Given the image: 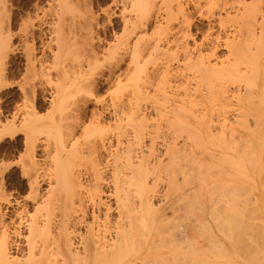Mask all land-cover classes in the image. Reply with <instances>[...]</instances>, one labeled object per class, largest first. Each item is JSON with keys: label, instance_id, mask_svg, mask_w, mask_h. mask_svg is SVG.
<instances>
[{"label": "bare ground", "instance_id": "1", "mask_svg": "<svg viewBox=\"0 0 264 264\" xmlns=\"http://www.w3.org/2000/svg\"><path fill=\"white\" fill-rule=\"evenodd\" d=\"M60 1L63 3L62 5H63L64 10L63 11L59 10V11H61V13L58 12L59 16H57V20L54 21L56 23L53 24L55 26L52 27V31H51L52 35H50L51 36L50 41L43 44L42 48L39 47L40 49H42L40 55L39 56L35 55V53H34L35 49L32 47L33 44L31 46H28V45L25 46L24 45L25 50L23 52V58L22 59H24V61H25V69H24L25 75L23 74L25 76V78H23V77L22 78L27 80V82L26 81L25 82L29 86L27 87L24 84H23L24 86L23 85L19 86V89H20L19 91H21L23 99H22V102L20 105H18V106L16 105V109H14L15 112L13 110V114L11 113L13 115V116L11 115V120L8 121V119H4V120L0 119V138L5 136V135H8V133L11 134V133L18 132L17 131L18 129L16 130V127H18L19 130L21 131L20 133L23 134V140H22V142H23L22 144L24 146L23 151H25L26 153L24 152V154H23L24 155L23 159L25 157V161L23 163L21 162V164H22V168L20 167L22 169L21 174H22V177H24L26 179L25 183H26V187H27L28 193H29L28 197L31 198L32 200L37 198V202H35L36 205L34 204L35 206H33L32 212L27 211L26 207L24 210L23 207L26 203H23L24 205H21V206H23V207H21L20 205H18L17 202H14V203H17L16 204L17 206H20V210L17 212V215H16V217H18V221H15L13 223L12 229L10 228V230L8 229L7 224H5V221H4L5 214L3 215L2 209L0 206V264H204L203 263V256H204L203 253L204 252L202 250V248H204V247L201 246V242L199 241V238H201V237L198 238V236L203 235L202 233H204V231L198 232L195 224L199 225V231H200V224L199 223L202 221L204 214L209 213V211H206V209L209 207L207 203H209L210 201L213 203V201H215L214 195H216L215 194L216 191L219 192V190H214V188H213L215 185L217 186V184L218 185L222 184L220 186L221 191H222V189H224V186L227 187V188H225V191L228 190V188L231 189L230 191L233 190L234 196L232 197V201H229V202H232L231 205H229V207L227 205L226 206L224 205L225 203L230 204L228 202V198H227V200L224 199L227 196L225 192H222V193H225V197L221 196L223 198L222 199V202H223L222 207L223 208L219 209L218 208L219 206L215 207V205H214L215 202H214V204L211 203L214 207L212 205H210V208L212 206V209L209 213V216L212 217V219L215 221V227H216L215 229H217V230H215V232L218 231V232H216V233H218V236L213 237V238H217L215 240V241H217L216 245L214 242L215 248H217V250L210 248L212 250L217 251L215 253L216 258L214 257L216 259V264H264V88H262L263 91L262 90L259 91V89H261V88H258L257 87L258 85L256 86L257 90L262 95L261 97H257L259 95L258 94L259 92L256 89H253L254 91L256 90V93L258 92L256 94L257 96L255 94H253V95L255 96V98L257 97L258 101H259L257 103V106H254L252 104L251 100L248 98V96H246V97L242 96V94H241L242 92L239 94V92H240L239 88L241 86L237 88V86L234 85L239 91V92H236V91H234L235 89L233 90L234 86L231 85L234 82L236 83V81L237 82L240 81V83H241V81H243V79L246 78V79H244L245 85L244 84L243 85H244V89L246 87V92H247L248 91L247 89L250 88V86L255 83V81H250L248 78H252V77L255 78V76L257 75V73H258L257 68L258 67L255 64V61L257 60V58L259 56L261 57L262 55H259L258 57L253 58L252 53H249V51L245 52L246 50L241 49V51L243 52V54H242V52H240V49L238 48V45H236L235 43L234 44L232 43L231 44L232 48H234L233 46L235 45V48L237 47V49H238L237 54H242V55H236L234 53L236 55V58L240 59L243 56L244 59L242 58V60L244 62H246L245 65H247V63L253 64L251 66L250 74H248L249 71H247L248 73L246 72L247 68L245 65H244V67L246 69L243 68V70L249 75V77L247 74H244L243 70H241L242 66H240V68H241L240 70L242 73L239 70L238 66L240 65L242 60L241 61L239 60V64L236 63L238 66L234 65L233 67H231L232 65L229 62H228V64L226 63L227 66L224 65L225 63H223L224 66L221 63H219V65L221 64L222 66L220 65L221 67H216V68H214L215 66L211 67V68H213V72H215V73H210V74L215 75V78L217 76L218 79H220V81L218 79L214 80V76H212L213 80L215 82L219 81L218 83L217 82L216 83L218 85L220 83V86L219 87L217 86L220 89L217 88L218 89L217 90L214 88L215 84H213V82H212L213 80L211 81L212 84L209 82L210 78H208V76H210V74L209 73L207 74V71H205L206 74H204V73H203L204 75L202 74L203 75L202 77H205V75H207L206 76L207 78L206 77H205V79L201 78V81L204 80L202 83L207 82V84L210 83L212 85L211 86L209 84V86H211L209 88L207 86H205V87H207L208 89L217 90L213 93L216 97L214 95H212V93H211L210 96H213V97H211L209 99V97H210L209 95L207 98V96H206L207 94L206 95L203 94L206 96V97L204 96L205 100L202 97L204 100V102H202L203 104L197 102V101L201 100V97L199 100H197V98H195L197 101H194L195 100L194 99L193 100L194 102H190L192 104L193 103L198 104L197 106L195 104H193V106H192V104L189 103L191 98L187 99V100L182 98L184 100V102L187 104L184 103L183 105H181L182 108H181V106H179L181 109L177 110L176 112H173L174 111L173 107H175L176 105L172 107V105H173L172 104L171 105L172 112H173L171 114L173 116L172 118H169L168 116H166L165 117L166 119H165L162 116V118H164L165 120H168V121H166L167 124H165V126L170 125L171 123L175 122L177 125V128H181V127L186 128L187 132H189L190 135H192L194 138V141H193V138L191 139V145H193L195 143V146H197V147L194 146V148L192 147V150L195 148H196L195 150H197V148L200 149L197 151H201V155L199 156L200 159L199 158L195 159L197 157V155H196L197 151L195 153H193L194 150L192 152V150L190 148L188 149V147H186L187 149L185 147H184L185 149H183V147L181 149V147H178L174 143L167 146V148L164 150V153H166L164 155L167 156V154L170 152V158L168 157L169 162L167 161L168 164H166V165H168V167H163V169L165 171L170 170L168 172L170 174L169 180H166V181H169V182H167V183H169L167 186H168V189L170 191L167 193L162 191V192H164V194L160 198V197H158L160 195L156 194L157 192L155 193V191H156L155 188L157 186L155 184L158 183L157 182L158 180H153V179H152V181L150 179L147 180L148 178H150V177H148V178H139V179H136V181H135V178H134V177H136V175L138 176V172H140V171L145 170L147 172V171L151 170L150 169L151 167L149 166V164H151V163L153 164V162H155L154 165H160V166L163 165V163L161 162L162 159L160 161L158 160L159 162L158 161L156 162V159H158V158L154 157L155 154H152L154 151L150 147H149L150 149H148V147H147V150H145V152H148L147 154L145 152H142L145 154H140L139 156H136L137 153L134 155L132 154V153L136 152V151L132 152L134 150L133 149L134 144H136L137 148H138L140 141L143 138L145 139L146 135H147L146 138H148V136L150 135V134L149 135L147 134V133H150L148 131L149 129H147L150 126L148 124V118H147V117H149V116H147L148 112L146 113L145 112L146 110L141 111L139 109L140 106L137 104V102H139V101H136V100H139V94L141 92L140 89L143 86H148V85L151 87H152V85L154 86V87H152V94H151V96H153L152 98L157 99V95L161 93L160 94L161 96L158 95V97L160 99H162V104H163V98L165 99L166 96L167 97L169 96V94H167L166 96L162 97V95L164 93L166 94V91L169 90L168 87H169V82L171 80L169 74L171 72H173L172 71L173 69L171 70L170 73H169V71H167L168 69L167 70L165 69L167 72H164L165 70L163 68L166 67V62H163L162 64L165 66L162 69L164 71L160 72L158 78H155L154 76H156V75H153V73H150V71L147 70V64L153 63L151 65L154 66V64H156L157 61H160V59H162V58H157L158 52L162 53L160 55V57L163 55L165 58L166 55L164 53H170V52H168V49L170 47H172L171 45L174 46V44H175V46L176 45L179 46V44H177V43H180V41H183V40H181L182 38L177 39V38H179V36H177V34L179 32L181 33L183 31L182 29L185 28V27L181 28V31L178 32V30H180V27L182 25L184 26V24H185V22H184L185 18L183 15L185 13V8L187 9V6L185 7L184 4L187 5V3L189 4L190 2L191 3L196 2L199 6L198 2L200 0L199 1L198 0H192V1L186 0L187 2L183 0L186 3H184L182 0H130L129 3H127L128 1L126 2L128 4L127 8L129 11L128 12L129 15H127V17L125 16L126 20L123 19V20H125V24L123 25L124 26L123 33L116 37L114 44H113V42H111L113 45H110L108 48L106 47L107 50H106V53H104V55H106V56L104 59L103 58L102 59L108 61L109 65L111 66L112 63L113 64L115 63L114 59L120 57V56H118V53H120V52L125 53L123 55H128V53H129V54H131L130 55L131 61L128 64H132V65H128L126 63L128 66L126 69H123L125 71H123L121 74L118 73L115 76L114 83L116 86L114 87L115 90H113V93H114L113 98L114 99H111V100L115 101V99H117V102L113 101L114 104L112 105V108H111V110H112L111 115H112V120H113L112 124L110 123L108 125V123L105 122L106 120H104V114H103V112L105 110L103 112L101 110L98 112V111H96V109L94 111H92V110L90 111V114L93 117V119L92 120L90 119L91 121L88 120V121H90V123L85 125L86 128L84 127L83 131L81 130L82 132H85V134H83V135H85L84 138L86 137L85 140L87 139V142L84 141V143L87 144L85 148H83V146H82L83 141L81 143L82 147L78 148L77 144L75 143L78 141L74 140V142H73V140H72V133L74 131V128L79 126V124H81V119H80V121H78V118H75V115L77 114L76 112H78L79 108H78V106H74V104H76L74 102L75 101L74 99H77V97H79V96H80V98L85 97V95L89 94L90 89L94 88L95 87L94 85H97L96 83L99 81L98 79H100V77H96V76L98 73L100 76L102 75V74H100V69L103 67V65H102V67H99L100 65L97 66L98 62H96V60H97V58H99L98 57L99 55L97 56L95 51H93L95 49L91 48V46H94L93 43L91 45V41L93 42V40L91 39L92 37L91 38L89 37V39H91L89 41L87 39V37L85 36V34H86V32H85V34H83V35L85 36L86 41L84 38H82L81 40L79 39V41H78V38H80L82 36V34L80 35V37L77 38L76 34H77L78 30L76 31V34L72 30L75 28V27L73 28V26H74L73 23L75 21L74 15H72L73 13L71 14V12L74 11V10H72V8H73L72 5L74 4V3H72V0L70 1L72 5L70 3L68 4L66 2V0H64V1L60 0ZM216 1L217 0H207V4L204 3L203 7L205 5H207L206 8L204 7L205 10H208L207 17H209V16L213 17L214 11L216 10L214 8H216V6H217V5H215ZM226 1H230V0H226ZM231 2H233V1L231 0L229 3H231ZM242 2H241V4H242ZM52 3H53V1H52ZM57 3H58V1L56 0V4ZM216 3L218 4V2H216ZM229 3L227 2V4H229ZM233 3L239 4L240 1H239V3H236L235 1ZM202 4L203 3H200L201 7H202ZM231 4H229V5L233 6ZM243 4H244V2H243ZM193 5L196 6V4H193ZM58 6L59 5H57V7ZM198 6H196V7H198ZM155 7H157L156 10H155ZM235 7L238 8L237 5H235ZM198 8H199V13H202V12H200V6ZM253 8H255V7H253ZM54 9H53V11H54ZM245 9H247V7H245L244 10ZM51 10L52 9L50 8V11ZM159 10H161V13L163 11L165 13V16H166L165 18H163L162 21H165L166 19L170 18L169 19L170 21L167 22V20H166L164 22L165 24L167 23L169 25H172L173 23L171 22V20L174 19V21H176L175 20V18H177L176 14L179 13L180 16L183 17V18L181 17L183 20H180L179 18H177V19H179V21H182V23H181L182 25L178 24V26H177V24H175L174 27H171L168 25V27H167L168 31L166 29L167 33H165L164 36L161 34H160L161 36H159L160 32L161 33H163V31L166 32L165 31L166 27L163 26L164 29L162 28L163 31H161V26H160V25H162L160 22L161 20H159V18L157 20L154 18L155 23L153 25L155 26V29H154V27H152V28L155 31H152V32L156 33V35L157 34L158 35L154 37L153 36L154 34L151 33L152 35L146 36V34L148 33L147 28H148L149 24L151 23V21L153 20L152 18L156 17V15L154 16V14L156 13L159 15V12H158ZM196 10H197V8H196ZM221 10H222V8H221ZM209 11H210V13H209ZM225 11H227V13L225 12L226 15L229 16L230 12H232L234 10L232 9V11H230L229 13H228V10H225ZM245 11H244V14L241 13L242 11L240 13L245 15ZM252 12H253V10L251 9V14H252ZM56 13H57V11H56ZM56 13H55V15H57ZM88 13L90 14V12H88ZM120 13L123 14V12H121V11H120ZM240 13H239V15H241ZM236 14H238V13H236ZM34 15H35V13H34ZM199 15L202 16V14H199ZM249 15H248V13L245 15L246 19H247V17H249ZM159 16L161 17V15H159ZM250 16H252V15H250ZM254 16H252V17L254 18ZM82 17L84 18V16H82ZM92 17H93V15H92ZM220 17H221V15H220ZM79 18L81 19V17H79ZM42 19H43V17H42ZM88 19L90 20V18H88ZM260 19L263 20L264 15H263V19L262 18H260ZM223 20L224 19H222V21ZM254 20H256V19H254ZM254 20H252V21H254ZM86 21L89 22L88 20H86ZM179 21L177 20L176 22H179ZM209 21H210V19H209ZM245 21H244L245 24L243 23L244 27L246 26L245 29L249 27L246 30H248L249 32H253L254 30L252 29L253 27L251 26V24L249 25V23L247 22L248 20H245ZM83 22H85V20ZM90 22H92V21L90 20ZM169 22L172 24H170ZM254 22H256V21H254ZM186 23H187L185 25L187 27L186 30H189V27L190 26L192 27L191 21H186ZM47 24H49V23H47ZM78 24H79V22H78ZM81 24H82V22H81ZM239 24H242V23H239ZM83 25H84V23L82 24V26ZM91 25H92V23H91ZM150 25H152V23ZM31 27H32V24H31ZM90 27H92V26H90ZM170 27L172 28L171 30H170ZM230 27H231V25H230ZM33 28H34V25H33ZM84 28L86 29V27H84ZM22 29H23V27H22ZM30 30H31V28H30ZM172 30H173V32H178V33H175V35H173V33L171 32ZM18 31H19V29H18ZM81 31H79V32H81ZM158 31H159V33H158ZM248 31H246L247 34L249 33ZM0 32L2 33V31H0ZM145 32H146V34H145ZM184 32H185V30H184ZM184 32H182L184 37L181 35L182 33L178 34V35H181L183 37V39L185 40V35L187 33L185 32V34H184ZM30 33L31 32H29V34ZM87 33H88V31H87ZM88 34L90 36L91 32H89ZM88 34H86V35L88 36ZM131 34L135 35L134 40L130 39ZM188 34H189V32H188ZM257 34L259 35L260 33H257ZM206 35L207 36H204V39H206L209 34H206ZM4 36H5V34H4ZM84 36H82V37H84ZM96 36H98V35H96ZM189 36H190V34L187 35L188 38L191 37V36L190 37ZM249 36L253 37L254 32L251 33ZM1 37H2V39H0V58H3V56L5 58L6 57L5 55H7L8 50L10 51V49H12L15 45H13V47L11 48L9 41L6 40L5 38H3V36H1ZM210 37L211 36H209V38ZM234 37H236V36H234ZM9 38H10V36H9ZM209 38H207V39H209ZM3 39H5V40H3ZM192 39H193V37H192ZM204 39L202 38V40H204ZM225 39L232 40V39H228V38H225ZM252 39H254L253 42L255 41L259 46L264 45V29H263L261 38L258 37V40H255L257 38H252ZM178 40H180V41H178ZM202 40H201V42L203 43ZM210 40H208V41L210 42ZM80 41L82 44L80 43ZM185 41L187 42V39ZM188 41H190V40H188ZM195 41H194V43H195ZM208 41H204L205 44ZM234 41H236V40H234ZM243 41H242V43L244 46L245 42H243ZM201 42L199 41V43H200L199 45L203 47V45H201ZM213 42H215V41H213ZM224 42H225V40H224ZM27 44L30 45V43H27ZM184 44H186V46L189 47L188 45H191L192 43L190 42L188 45H187V43H184ZM210 44L211 43H209V45ZM181 45H182V47L185 46L183 44H180V46ZM214 45H215V43H214ZM87 46H88V49L90 48L91 52L87 50ZM96 46H94V47H96ZM162 46H165L168 49L166 50V48H163L164 49L163 50ZM208 46H206V47H208ZM210 46H212V45H210ZM217 46H219V45H217ZM226 46H227V44H226ZM254 46H256L255 43H254ZM182 47L177 48V49H181V50L184 48L182 50L183 58L181 60L179 58V60H180V62H183L184 67L186 66L185 68L188 69V73L190 71H192L194 73L198 69L199 70L197 73H200L199 71H201V73H202V70L204 71V69H207V68L209 69V71L211 70L210 69L211 64L210 65L208 64L209 61L207 60V63H205L206 61H204V59L206 58L205 56H207L204 52L205 50L207 51V49H205V47H203L205 50L203 49L204 51H202V52H204V55H205L204 57L202 56L203 54L200 55V53H201L200 49H199L200 51L198 52L197 51L198 49H196L195 51H191L190 47H189L190 50L186 47H183V48ZM191 47H193V46H191ZM176 48H174V49H176ZM214 48H217V47H214ZM214 48L212 47L211 49H213V51L217 50V49L214 50ZM96 49H98V48H96ZM162 50L164 52H162ZM46 51H48L49 56L47 55ZM176 52L178 53V51H176ZM176 52L174 51L171 53H176ZM179 52H180V50H179ZM193 52L195 54L197 52V53H199V55L197 54L196 57L195 56L193 57L192 56ZM235 52H236V50H235ZM208 53H210V52H208ZM245 53H247V55H248V53L251 54L250 56H252L251 57L252 59L246 57ZM174 55H176V54H174ZM174 55L172 57L168 58L169 57V54H168L167 55L168 57H166L165 61H169L171 64L173 61L172 58L174 57ZM178 55H179V53H178ZM100 56L102 57L103 55L101 54ZM208 56H209V54H208ZM238 56H241V57H238ZM121 57H122V55H121ZM179 57H181V56H179ZM227 57H226V59H228ZM175 58H176V62L178 63L179 60L177 58V55L175 56ZM236 58L235 57L233 58V59H235V62H236ZM221 59L222 58H220L219 61H221ZM103 60H101V61L103 62ZM223 60H224V58H223ZM247 60L249 62H247ZM161 61H160V63H161ZM108 63H107V66H108ZM117 63H119V62H117ZM177 63L175 65H177ZM170 64H169V67L172 68L170 66ZM180 64L183 67V64L182 63H180ZM229 64L231 66H228ZM242 64H243V62H242ZM160 65L161 64H159V66ZM163 65H161V66H163ZM157 66H156V68H157ZM177 66H179V65H177ZM225 66H226V68H224ZM96 67H97V69H98V67L100 68L99 70L96 69L97 74H95L93 72ZM167 67H168V64H167ZM263 67H260V68H263ZM112 68H113V65L110 67V70L108 69L111 72H109V74L107 76H105L106 78L102 79L103 82H108V80H110L109 76L111 75V73H113L112 71H114ZM114 68H115V66H114ZM153 69H154V67H153ZM187 69H185V70H187ZM1 70H2V67L0 68V72H2ZM159 70H158V72H159ZM247 70H249V69H247ZM262 70H264V68L261 69L259 73H261ZM182 71H184V70H182ZM192 72H190L191 74L189 73L190 77L193 74ZM262 72H264V71H262ZM101 73H103V72H101ZM197 73H194L195 74L194 77L192 76L193 79L192 78L189 79L188 84H190L192 80L194 81ZM201 73H200V75H201ZM122 75L126 76L125 77L126 80H124L125 86H123V84H122L123 83ZM175 75H176V72H175ZM258 75H257V78L260 77V76L258 77ZM184 76L187 77V74H185ZM184 76H183V78H184ZM244 76H246V77H244ZM174 77H176V76H173L171 78H174ZM200 77H196L198 82H199ZM261 77H262L261 79L264 78V76H261ZM2 78L3 77L0 78V81ZM187 78H184V79H187ZM224 78H225V82H227L226 80L228 79L227 84H223ZM176 79H177V77H176ZM222 79H223V81H222ZM261 79H260V82H262ZM205 80H208V81H205ZM173 81L176 82L175 80H173ZM178 81L180 82V80H178ZM195 81H196V79H195ZM263 81H264V79H263ZM198 82H195L194 84L197 83V84L201 85V82H199V83ZM258 82H259V80H258ZM176 83H174V84L176 85ZM228 83H230L229 85H231L233 87L231 89L234 92V96L232 95V93H233L232 91H231L232 93L229 92V93H231V95L229 94L230 95L229 97L226 93V90L230 89L228 87H227L228 89H226L225 85H228ZM146 84H148V85H146ZM179 84L176 85V86H178L177 89L179 90L181 88V86H183L182 87L183 89H180V90H182L181 92H183V90H184V92L182 93L183 94L182 97L184 96V98H186V97L189 98L188 95L190 96V94L185 92V89H187V86H186V88H184L185 83L183 85H182V83L180 85ZM188 84H186V85H188ZM197 84H196V86H197ZM239 84H237V85H239ZM172 85H173V83H172ZM191 85L193 86V84H191ZM204 85H203V88H205ZM243 85H242V87H243ZM196 86H195V88H196ZM262 86H263V83H262ZM166 87L168 89L167 90L165 89L166 91L162 94V92H160V91H164V88H166ZM215 87H216V85H215ZM259 87H261V85H259ZM153 88L157 89V91L158 90H160V91L156 92V90H154ZM38 89H40L41 93H40V91L38 92ZM125 89L127 90L126 93L123 92V90H125ZM172 89H176V87L175 88L172 87ZM194 89L192 92H194ZM147 90H149V88ZM195 90H197L199 92V90L197 88ZM242 90H243V88H242ZM91 91H93V90H91ZM153 91H155V92H153ZM200 92H202V90H200ZM205 92H207V91H205ZM210 92L211 91L208 90V94ZM244 92H245V90H244ZM251 92L248 95H251ZM153 93H158V94L157 95L154 94V95H156L154 97ZM178 93H179V91H178ZM142 94H143V91H142ZM179 94H181V93H179ZM115 95L117 98L115 97ZM143 96H144V94H143ZM231 96H233L234 98L235 97L237 98V100L235 101V104H233L232 100H231L232 103L230 104V100L228 98L233 99V100L236 99V98L235 99L232 98ZM177 97H179V95H177ZM180 97H179V99H181ZM133 98H137V99L133 100ZM45 100L48 103L49 107L51 108L52 114H54L53 113L54 111H57V112H59V115H57L58 114L57 112H56L57 114H54L49 118L43 117L42 115H38V114H40V112H39L40 101H45ZM78 101H76V102H78ZM149 101H151V100H149ZM238 101L239 102L244 101L245 104H243V102H242V104H240ZM253 101H255V100H253ZM166 102H168V101H166ZM236 102H237V104H236ZM87 103L88 102H84L82 104V109H83L82 112L87 109ZM97 103H98V101H97ZM159 103H161V102H159ZM188 104H190V105H188ZM201 104L204 107L203 108L199 107V109L200 108L201 109L200 110L198 109V110L201 113H198L197 108ZM232 104L237 106L236 107L237 110H234V112H236V113L233 112V115L235 117H238V118L236 119L234 117L236 120L234 118L233 119L236 122H233L234 124L232 123L233 125H231V126L229 125L230 127L228 126V129L226 127V129L228 131L230 130V133H226V135H225L224 132H220V131L223 130L226 126L225 119L227 118V111L229 109L231 110V108H229V107H233ZM254 104H256V102H254ZM151 105H153V104H151ZM191 106L193 108H194V106L197 107V108L195 107L196 108L195 112L198 113L197 115L195 114V112L191 111L193 109ZM109 107H111V106H109ZM168 107H169V109H171L170 105ZM65 111H67V112H65ZM45 112L48 113L50 111H45ZM62 112H63V114L68 113L67 115L71 116V118H73V120L68 123L67 122L68 118L66 119V117H67L66 114H64V116H63V114H61ZM167 112H168V109H167ZM230 112H232V111H230ZM192 114L194 116H192ZM229 114H231V113H229ZM55 115H57L58 117L57 116L55 117ZM78 115H76V116H78ZM159 115L161 116V114H159ZM164 115H166V114L164 113ZM16 117H18V119H19L17 124L15 123V121L17 120ZM74 118H75V120H74ZM167 118H169V119H167ZM63 119H66L65 121L67 122V124H66V122L64 124V121L61 122ZM123 120L127 121V123L130 124L132 134L131 133L128 134L127 130L125 132V129L121 128L120 122ZM166 122L164 121V123H166ZM174 124H173V126H174ZM215 124H218L219 129H220V130H217V129L216 130L219 131L220 134L221 133L222 134L219 137V140L213 141V140H211V138L209 140V136H210L212 128L215 126ZM173 126L170 125V128H172ZM65 128H67V129H65ZM109 128L111 129V131L114 128V132H116L115 133L116 136L115 137H114V135H111V136H113V138H115V142H116L115 145L118 143L116 145L117 146L116 148H119V149H117V151L114 148L115 152L113 151L114 152L113 154L110 151V146H112V144H111L112 138L107 133V132L112 133L111 131H109ZM183 128H181V130ZM216 128H218V127L216 126ZM151 129H150V131H151ZM152 131H151V134L152 133L154 134V132H152ZM156 131H158V130L156 129ZM214 131H215V128H214ZM174 133H176V132H174ZM204 133H205V137H204ZM153 134H152V136H153ZM184 134L185 133H183V136H184ZM227 134L228 135L230 134V136H227ZM121 136H122V138H120ZM184 137H186L185 139L189 138V137L187 138L186 135ZM184 137H183V139H184ZM226 137H227V139H225ZM229 137H231V139L234 140V141L230 140V141H232V142H230V143H232L231 146H230V143L228 141V139H230ZM173 138L175 139V137H173ZM226 140L228 141L227 142L228 144H226ZM175 141H177V140H175ZM145 143H147V142L145 141ZM196 143H197V145H196ZM78 144H80V143L78 142ZM149 144L152 145L150 142L147 145L146 144H144V145L150 146ZM182 145H184V144L182 143ZM189 145H190V142H189ZM229 146L231 147V149ZM135 148H136V146H135ZM177 148H180V150ZM210 149L211 150L212 149H218L219 152H220L219 149L222 150V152L220 153L221 155L219 153L218 154L220 155V157H222V160H224V163L226 162L227 164H230L231 168L229 167V169H230L229 172H225L223 169L221 170V165L224 164V163H222V160H221V163H218V162L216 163L215 161L212 160L216 156L214 157V153L212 154V152H210ZM178 150L181 153L182 152L184 153L183 150H188V152L190 151L189 153H191V152L192 153L188 154V155L185 154L186 156H184V154L182 153V154H178L180 156H177L176 154L180 153V152H178ZM225 150H226V152H225ZM227 150H228V152H227ZM38 151L40 154H37ZM142 151H144V149ZM229 151H231V152H229ZM102 153H104L108 158L110 157L113 161V168L114 169L110 170V172L111 171H113V172L109 173V175L107 173V172H109L107 169L108 168V164H107L108 161L106 160V163H104V164H101L102 163L101 159H99V161H101V163L98 161L97 156H99V158H101L102 157L101 155H103ZM204 153H206V155ZM138 154H139V152H138ZM148 154L149 155L151 154V155L148 156ZM218 154H217V156H218ZM203 156H204V158H202ZM206 156H207V158H206ZM134 157H136V160ZM149 157H151V158L154 157V160H153V158L151 160ZM175 157H177V158L182 157L181 160L182 159H184V160H182V162H179V163H181L179 165L178 163L174 162L173 159ZM209 158H210V160H209ZM46 159H48V160H46ZM80 159H82V161L87 160L86 161L87 165L84 164V168H86L85 165L87 166V168L85 169V172H83V173H80L74 167L75 162L77 160H80ZM178 160H179V158H178ZM46 161H48V162H46ZM164 162H166V161H164ZM47 163H48L47 166H50L51 168L53 167V173L49 172L48 170H46L44 168V166H46ZM199 164H200V166H199ZM208 164H209V166L210 165L212 166V167H210L211 169H213V165L214 166L216 165L219 167L218 169L221 170V171H219L218 176L220 175V177L222 176V178L218 179L219 181L216 179L211 180V178H212L211 175L206 176V177H209V180L206 179V177L205 178L203 177V179L207 180L208 182L201 180L202 179L201 176L203 175L202 173H204V171H205V173H207L206 170L209 168V166L207 168L206 165H208ZM193 165H195L196 168L193 167ZM202 165L206 166V170H203L201 168ZM160 166H158V167H160ZM191 166L195 170L189 169V168H191ZM165 168H167V169H165ZM197 168H198V172H199V168L202 171L201 172L202 175L200 174L201 176L199 174H197V176L199 178L194 174V173H197V172H195L197 170ZM203 168L205 169V167H203ZM152 169H155V166H152ZM133 170L137 171L136 172L137 174L136 175L134 174L135 175L134 177L132 174L134 172ZM164 170H162V171H164ZM151 171L148 172V174L154 173ZM227 171H228V169H227ZM176 172H177V174L181 175L180 179L182 180L184 185L186 184V181H188L190 178H191L190 182H192L194 177L198 178L199 182L193 181L191 184L193 185V183H194L195 185L192 187L193 189L190 188L191 189V191H190V189H188L189 186H187V185L184 186L183 183L178 182L177 177H176L177 174H175ZM214 172H216V171H213V173ZM143 175L145 176L146 174L143 173L142 176ZM223 175L226 176L227 178L226 177L223 178ZM51 176L56 178V179H54V182H50L53 178ZM192 176H193V178H192ZM132 177H133V180H132ZM165 178H166V176H165ZM155 179H157V178H155ZM161 179H162V177H161ZM44 180H47L49 182H48L47 186L45 187L44 191H41L42 194L41 193L39 194V190L42 187L40 184H42V181H44ZM194 180L196 181L195 178H194ZM108 182H111L112 185H110V186H112V187L110 190L108 189L109 191L107 192V191L103 190V187ZM229 182H231V184L233 185V186H231L232 188L225 185L227 183H228L227 185H229ZM132 184L134 185L133 187L131 186ZM181 185L183 186L182 188H181ZM222 186H223V188H222ZM131 187L134 189H132ZM177 189L180 191L182 189V191H183V192L181 191V193H182L181 195L179 194L181 200L183 201V207H182V203L180 202V200L179 201L176 200V201H178L181 204L180 205L177 202L182 208H184V207L186 208V209L184 208V213L181 212V210H183L182 208L180 211H178L180 209V206L177 203H175V204H177L179 206V208L176 205L174 206V204H173L174 198H172L171 195L173 196L174 193L171 191L176 190L175 191V195H176ZM256 192H258L260 194H258V193L256 194ZM171 193H173V194H171ZM228 193H231V192H228ZM177 194H178V192H177ZM219 194H220V192H219ZM217 195H216V197H217ZM219 197L220 196L218 195V199H219ZM243 198L246 202L243 200L245 202V206L241 207V200ZM223 200H225V202ZM219 201L217 202V200H216V204H218ZM161 202H163L162 204H164V205L166 204V206L163 205V207L159 208V206H161L160 205ZM157 204H159V205L157 207H155V205H157ZM0 205H1V203H0ZM6 205L7 206L9 205L8 201L5 203V207H6ZM224 206L226 207V209L228 207L227 210H229L230 215L227 213V217L226 216H225L226 218L223 217L224 220H222V218L219 217L217 214H218V210H220V212H221V209L224 210V208H225ZM216 208H218L217 212L214 211ZM194 211H198L199 214L198 215H197V213L194 214ZM223 212H227V211L225 210ZM189 214L195 215V218H194L195 223L191 222L187 219L191 216ZM222 215L223 214H220V216H222ZM228 215H229V217H228ZM209 219H211V218H209ZM202 223H204V222H202ZM213 223L214 222H212V220H211V224L207 223V225H206L209 227V230L211 229L210 230L211 236H213L215 234V233L213 234L214 231H212V230H214V227L212 228V226H211ZM23 230H24V232H23ZM198 233H199V235H198ZM244 241H245V243H244ZM217 245H218V247H217ZM211 247H212V245H211ZM211 252L213 253L215 251H211Z\"/></svg>", "mask_w": 264, "mask_h": 264}, {"label": "rangeland", "instance_id": "2", "mask_svg": "<svg viewBox=\"0 0 264 264\" xmlns=\"http://www.w3.org/2000/svg\"><path fill=\"white\" fill-rule=\"evenodd\" d=\"M5 1V2H4ZM52 1H53V3H52ZM58 1V3L56 4V0H0V31H2V33L0 32V39H2V37L1 36H3V38H5L6 40H8L9 41V44L11 45L10 47L12 48L13 47V45H15L12 49H10V51L8 50V52H7V55H5L6 57L4 58V56H3V58H0V68L2 67V72H0V76L1 77H3L2 79H1V81H0V119L1 120H4V119H8V121L9 120H11V115L13 114V110L14 109H16V105L18 106V105H20L21 104V102H22V94H21V91H19L20 89H19V86H21V85H25V86H29V85H27L26 84V82H27V80L26 79H23V78H25V61H24V59H22L23 58V52H24V50H25V48H24V45L26 46V45H28V46H31L32 44V47L35 49L34 50V53H35V55H37V56H39L40 55V53H41V51H42V49H40V48H42L43 47V44H45L46 42H48V41H50V35H52L51 34V31H52V27L53 26H55V25H53L54 23H56V22H54V21H56L57 20V16H59V13H61V11H59V10H64V8H63V3L60 1V0H57ZM62 1H64V0H62ZM71 0H66V2L69 4H71V2H70ZM123 0H72V3H74L72 6H73V8H72V10H74L73 12H71V14L72 15H74V23H73V28L74 29H72L73 30V32L76 34V31H77V34L79 35H77L76 34V37L78 38V37H80V35L82 34V36H84L83 34H85V32H86V34H88L89 32H91V34H90V36H89V34H88V36L85 34V36L87 37V39L90 41L91 39L93 40V42L91 41V45H92V43H93V45L94 46H96V47H94V46H91V48L92 49H95V50H93V51H95V53H96V55L99 57V58H97V60H96V62H98V65L97 66H99V67H102V65H103V67L100 69L99 67H98V69H97V67L95 68V70L93 71L95 74H97V70H99L100 69V74H102L101 76L99 75V73L97 74V76L96 77H100V79H98L99 81L96 83L97 85H94L93 87L94 88H92V89H90V91L91 90H93V91H89V94H87V95H85V97H81L80 98V96L79 97H77V99L79 100H77V99H74L75 101V103L76 104H74V106H78V108H79V110H78V112L80 113H78V112H76L77 114L76 115H78V116H76L75 115V118H78V121H80V119H81V124H79V126H77V127H75L74 128V131H73V133H72V140H73V142H74V140H76V141H78L80 144H78V142H75L76 144H77V147L78 148H81L82 146H83V148H85L86 147V143H84V141H86L87 142V139L85 140V138H84V136L85 135H83V134H85V132H82L83 130H84V127H85V125H87V124H89L90 123V121L93 119V117L91 116V114H90V111L92 110V111H94L95 109H96V111H104L103 112V114H104V120H106L105 122H107L108 123V125L111 123L112 124V110H111V108H112V105L114 104V102L116 101L117 102V99H115V101L114 100H111V99H114L113 97V95H114V93H113V90H115V83H114V81H115V76L118 74V73H122L123 71H125V70H123V69H126L127 68V66L128 65H132V64H128V63H130V61H131V54H129L128 53V55H123V54H125V53H118V56H120V57H118V58H115L114 59V62L116 63H112L111 64V66L113 65V70L114 71H112L113 73H111V75L109 76V79L110 80H108V82H103V78H106L105 76H107L108 74H109V72H111V71H109L110 70V65H109V63H108V61H106V60H103L104 58H105V56L106 55H104V53H106V50H107V48L110 46V45H113L114 44V41H115V39H116V37L118 36V35H121L122 33H123V29H124V24H125V18L127 17V15H129V11H128V4L127 3H129V1L130 0H124L123 2H122ZM128 1V2H127ZM183 1V0H182ZM184 1H186V0H184ZM183 1V2H184ZM192 1V0H191ZM199 1V0H198ZM205 1V0H204ZM203 0H200L198 3H199V6H200V12H202V13H199V6H198V4L195 2V3H193V4H196V6H198V7H196L195 5H193L191 2L188 4L187 3V5H185L184 3H186V2H184L183 4H184V6L186 7L187 6V9L185 8V13H184V18H185V24H184V26L181 24L182 23V21H179V19L180 20H183L182 18V16H180V14L179 13H177L176 14V17L177 18H179V19H177V18H175V20L177 21H179V22H176V21H174V19L173 20H171V22L173 23H170V24H172V25H169V24H165L164 22L167 20V22L168 21H170L169 19H166L165 21H162L163 20V18H165L166 16H165V13L162 11V13H161V10H159L158 12H159V15H161V17L158 15V14H154V16L156 15V17H153L152 19V21H151V23H152V25H150L149 24V26H148V28H147V30H148V33L146 34V32H145V34H146V36H150V35H152L151 33H153L152 31H155L154 29H155V26L153 25L154 23H155V19L157 20L158 18H159V20H161L160 22H161V24L162 25H160L161 26V31H163L162 30V28L164 29V27L163 26H165L166 28H165V31H166V29H167V31H168V25L169 26H171V27H174L175 26V24H177V26H178V24L179 25H182L181 27H180V30H178V32L179 31H181V28H184V29H182L183 31L182 32H184V30H185V32L187 33L186 35H185V40L187 39V42L183 39V33L181 34L180 32L178 33V32H173V30L171 31L172 33H173V35H175V33H178V34H181V35H178L177 34V36H179V38H177V39H181V40H183V41H180V40H178V41H180V43H177V44H179V46L178 45H176L175 46V44H174V46L173 45H171L172 47H170L169 49L168 48H166L165 46H162V49L163 48H166V50L168 49V52H170V53H164L166 56H165V58H164V56L162 55L161 57H160V55L162 54L161 52H158V54H157V58H162V59H160V61H161V63H160V61H157V63L156 64H154V66H152L151 64H153V63H148L147 64V70L148 71H150V73H153V75H156V76H154L155 78H158V76H159V74H160V72H162V71H164L165 69L167 70V71H169V73L171 72V70L173 71V72H171L169 75H170V79L173 81V80H180V82L182 83V85L185 83V87L184 88H186V86H187V89H185V92H187L188 94H190V96L188 95V97L189 98H184V96L182 97V93L184 92V90H183V92H181L182 90H180V89H183L182 87L183 86H181V88L178 90L177 88H178V86H176V85H178L180 82L177 80L176 82L178 83H176V82H172L171 80H170V82H169V90H167L168 88L166 87V88H164V91H160V90H158L157 91V89H155V88H153L154 90H156V92H162V94L166 91V94L164 95H162V97L163 96H166L167 94H169V96L166 98L165 97V99L163 98V104H162V99H160L159 97H158V95H160V94H158V93H153V95L154 94H158L157 95V99H154V98H152L153 96H151V94H152V87H154L153 85H152V87L151 86H149L148 84H146V85H148V86H143L142 88L144 89H140L141 90V92H140V94H139V100H136V101H139V102H137V104L140 106V110L141 111H145L146 113H147V116H149V117H147L148 118V124L150 125L147 129H149L148 131L150 132V133H147L149 136H148V138H146L147 137V135L145 136V139L143 138L141 141H140V143H139V145H138V148H137V145L136 144H134V146H133V151L132 152H135V153H132L133 155L134 154H138V152H139V154L137 155L136 154V156H139L140 154H147L148 152H145V150H147V147H148V149H152L154 152L152 153V154H155L154 155V157L155 158H158V159H156V162L159 160H161V162L163 163V165H154L155 164V162H153V164L151 163V164H149V166L151 167L150 169L152 170H149V171H140V172H138V176L136 175L137 173V171H134L132 174H133V177L136 175V177H134L135 178V181H136V179H139V178H148V177H150V178H148L147 180H151L152 181V179L153 180H158L157 182L158 183H156L155 185H157L156 186V188H155V193L156 194H158V195H160V196H158V197H162V195L164 194V192H169L170 190L168 189V184L169 183H167V182H169V181H166V180H169V177H170V174L168 173L170 170H164L163 169V167H168V165H166V164H168V162H169V158H170V152L167 154V156L166 155H164V154H166V153H164V150L167 148V146L168 145H171L172 143H174L175 145H177L178 147H181V149H182V147H183V149H185L186 147H188V149L190 148L191 150H192V147L194 148V146H195V143L193 144V145H191V139L193 138V136L192 135H190V133L189 132H187V130H186V128H183V127H181V128H183L182 130H181V128H177V125H176V123L175 122H173V123H171L170 125L171 126H173V124H174V126L172 127V128H170V125H166L165 126V124H167V122L166 121H168V120H165L166 118V116H168L169 118H172L173 116L171 115L173 112H176L177 110H179V109H181L182 108V106L181 105H183L185 102H184V100L183 99H190V101H189V103L190 102H194V101H197V100H199L200 99V97H201V100H199V101H197L198 103H202V102H204V100H205V98H204V96L206 95L207 96V98H208V95L210 96L211 95V93H212V95H214L213 93L215 92V91H217L218 89H220V88H218L219 86H220V83H219V85L217 84L219 81H220V79H218V77L216 76V78H215V75H211L210 73H215V72H213V68H211V67H213V66H215L214 68H216V67H221L222 65H223V63H225L224 65H226L227 66V64H228V62L232 65H228V66H231V67H233L234 65H237V64H239V60L241 61L242 60V58H243V56H242V58H236V55H242L243 54V52L241 51V49L242 50H246L245 52H248L249 51V53H252V55H253V58H255V57H258L259 55H262L261 57L259 56L258 58H257V60L255 61V64H256V66L258 67L257 69H258V73H257V75H258V77L259 78H257V75L255 76V78H248L250 81H255V85L253 84V85H251L250 86V88H248L247 90V92H246V87H245V89H244V85H245V80L244 79H246V78H244L243 79V81H241V83H240V81L239 82H237L236 81V83L234 82L233 84H231L232 86H237V88L238 87H240L239 88V90H240V92L238 91V89L234 86V88L231 86V85H229L230 83H228V85H225L226 86V89H228V88H233V90L234 91H236V92H239V94L241 93L242 94V96H248V98L251 100V102H252V104L254 105V106H257V103L259 102L258 101V98L257 97H261L262 95L260 94V90H262V88H264V81H263V79H261L262 77L261 76H264V72H262V71H264V70H262L261 71V73H259L260 72V70L261 69H263L264 67V45H261V46H259L255 41L253 42V40L254 39H252V38H257V39H255V40H258V37L259 38H261V36H262V32H263V29H264V19H263V15H264V0H239L240 1V3H239V1L238 0H232L233 2L235 1L236 3H239V4H235V3H233V2H231V3H229L230 1H224V0H217L216 2H218V4L215 2V5H217L216 6V8H214V9H216L215 11H214V15H213V17L212 16H209V17H207V15H208V10H205V8H206V6L207 5H205L204 7H203V5H204V3L205 4H207V0L204 2ZM221 1V2H220ZM244 2V4H243V2ZM2 2V3H1ZM50 2V3H49ZM120 2V3H119ZM122 2V3H121ZM127 2V3H126ZM225 2V3H224ZM227 2L229 3V4H231V5H233V6H230L229 4H227ZM241 2H242V4H241ZM5 3V4H4ZM41 3V4H40ZM200 3H203L202 4V7H201V5H200ZM261 3V4H260ZM4 4V5H3ZM77 4V5H76ZM220 4V5H219ZM36 7H35V6ZM42 5V6H41ZM57 5H59L58 7L60 8H58L57 7ZM126 5V6H125ZM235 5H237L238 6V8H236L235 7ZM46 6V7H45ZM189 6V7H188ZM193 6V7H192ZM224 6V7H223ZM255 7V8H253V7ZM43 7V8H42ZM195 7V8H194ZM219 7V8H218ZM233 7V8H232ZM241 7V8H240ZM245 7H247V9H245L244 10V8ZM249 7V8H248ZM50 8L52 9L51 11H50ZM55 8V9H54ZM125 8V9H124ZM127 8V9H126ZM156 8L157 7H155V10H156ZM196 8H197V10H196ZM203 10H202V9ZM221 8H222V10H221ZM225 8V9H224ZM39 9V10H38ZM53 9H54V11H53ZM58 9V10H57ZM87 11H86V10ZM232 9L234 10V11H232ZM251 9L253 10V12H252V14H251ZM44 10V11H43ZM47 12H46V11ZM86 12H85V11ZM192 10V11H191ZM218 10V11H217ZM224 10V11H223ZM225 10H228V13L230 12V11H232V12H230V14H229V16H227L226 15V13H227V11H225ZM240 10V11H239ZM250 10V11H249ZM255 10V11H254ZM56 11H57V13H56ZM83 11V12H82ZM120 11L121 12H123V14H121L120 13ZM236 11V12H235ZM242 11V12H241ZM244 11H245V15L248 13V15L250 14V15H252V16H254V18L252 17V16H250L249 15V17H247V19H246V16L245 15H243L244 14ZM39 12V13H38ZM59 12V13H58ZM88 12H90V14L88 13ZM191 12V13H190ZM204 12V13H203ZM226 12V13H225ZM235 12V13H234ZM243 13V14H241V13ZM34 13H35V15H34ZM53 13V14H52ZM55 13L57 14V15H55ZM161 13V14H160ZM164 13V14H163ZM209 13H210V11H209ZM236 13H238V14H236ZM239 13L241 14V15H239ZM255 13V14H254ZM262 13V14H261ZM37 14V15H36ZM44 14V15H43ZM83 14V15H82ZM120 14V15H119ZM191 14V15H190ZM199 14H202V16H200ZM84 16V18L82 17V16ZM91 15V16H90ZM92 15H93V17H92ZM124 15V16H123ZM164 17H163V16ZM189 15V16H188ZM217 15V16H216ZM220 15H221V17H220ZM34 16V17H33ZM49 18H48V17ZM90 16V17H89ZM126 16V17H125ZM159 16V17H158ZM262 16V17H261ZM28 17V18H27ZM30 17V18H29ZM34 19H33V18ZM42 17H43V19H42ZM46 17V18H45ZM76 17V18H75ZM79 17H81V19L79 18ZM182 17V18H181ZM199 17V18H198ZM41 18V19H40ZM79 18V19H78ZM88 18H90V20L92 21V22H90V20L88 19ZM155 18V19H154ZM161 18V19H160ZM207 18V19H206ZM250 18V19H249ZM260 18H262L263 20H261ZM30 19V20H29ZM52 19V20H51ZM78 19V20H77ZM85 20V22H83L84 20ZM123 19H125V20H123ZM209 19H210V21H209ZM222 19H224L223 21H222ZM226 19V20H225ZM244 19V20H243ZM254 19H256V20H254ZM86 20H88L89 22H87ZM208 20V21H207ZM245 20H248L247 22L249 23V25L251 24V26L253 27L252 29L254 30L253 32H254V36L253 37H250L249 35L251 34V33H253V32H249L248 30H246V29H248V28H246L245 29V27H244V25H243V23L245 24ZM250 20V21H249ZM252 20H254V21H256V22H254V21H252ZM79 22V24H78V22ZM154 21V22H153ZM174 21V22H173ZM186 21H191V25H192V27L190 26L189 27V30H186L187 29V27L185 26L187 23H186ZM245 21V22H244ZM263 21V22H262ZM39 22V23H38ZM81 22H82V24L84 23V25L82 26V24H81ZM207 22V23H206ZM23 25H22V24ZM32 24V27H31V24ZM47 23H49V24H47ZM90 23V24H89ZM91 23H92V25H91ZM239 23H242V24H239ZM90 26H92V27H90ZM95 24V25H94ZM22 25V26H21ZM33 25H34V28H33ZM52 25V26H51ZM167 25V26H166ZM225 25V26H224ZM230 25H231V27H230ZM242 25V26H241ZM29 26V27H28ZM89 26V27H88ZM216 26V27H215ZM250 26V27H251ZM21 29H20V28ZM22 27H23V29H22ZM27 27V28H26ZM42 27V28H41ZM84 27H86V29L84 28ZM152 27H154V29L152 28ZM170 27V30L172 29ZM30 28H31V30H30ZM36 28V29H35ZM90 30H89V29ZM196 28V29H195ZM2 29V30H1ZM18 29H19V31H18ZM84 31H83V30ZM251 29V28H250ZM259 29V30H258ZM82 30V31H81ZM22 31V32H21ZM79 31H81V32H79ZM87 31H88V33H87ZM167 31L166 32H164L163 31V33H159V31H158V33H159V36H161V35H165V33H167ZM175 31V30H174ZM209 31V32H208ZM246 31H248L249 33V35L246 33ZM25 32V33H24ZM29 32H31L30 34H29ZM83 32V33H82ZM97 32V33H96ZM170 32V31H169ZM170 32V33H171ZM185 32H184V34H185ZM188 32H189V34H190V38H188L187 37V35H189L188 34ZM204 32V33H203ZM218 32V33H217ZM21 33V34H20ZM203 33V34H202ZM211 33V34H210ZM257 33H260L259 35L257 34ZM2 34V35H1ZM4 34H5V36H4ZM24 34V35H23ZM27 34V35H26ZM33 34V35H32ZM154 35V37L155 36H157L156 35V33H153ZM161 34V35H160ZM206 34H209L208 35V37L207 38H209V36H211L209 39H207L206 37V39H204V36H207ZM233 34V35H232ZM10 36V38H9V36ZM96 35H98V36H96ZM168 35V34H167ZM256 35V36H255ZM80 37V38H78V41H79V39L81 40L82 38H84L85 39V36L84 37ZM181 36V37H180ZM219 36V37H218ZM234 36H236V37H234ZM241 36V37H240ZM252 36V35H251ZM49 37V38H48ZM89 37L91 38V39H89ZM101 37V38H100ZM104 37V38H103ZM115 37V38H114ZM135 35L134 34H131V37H130V39L132 40H134L135 38ZM152 37V36H151ZM192 37H193V39H192ZM213 37V38H212ZM100 38V39H99ZM202 38L204 39V40H202ZM217 38V39H216ZM224 38V39H223ZM225 38H228V39H232V40H227V39H225ZM5 39H3V40H5ZM96 41H95V40ZM211 39V40H210ZM220 39V40H219ZM245 39V40H244ZM33 40V41H32ZM45 40V41H44ZM47 40V41H46ZM188 40H190V41H188ZM195 41V43H194V41ZM201 40L203 41V43L201 42ZM208 40H210V42L208 41ZM224 40H225V42H224ZM227 40V41H226ZM234 40H236V41H234ZM239 40V41H238ZM244 40V41H243ZM44 41V42H43ZM85 41H86V39H85ZM101 41V42H100ZM199 41L201 42V45H203V47H205V49H207V51L202 47V46H200L199 44ZM204 41H208V42H206V44H205V42ZM212 41V42H211ZM213 41H215V42H213ZM223 41V42H222ZM242 41L243 42H245V44H244V46H243V43H242ZM98 42V43H97ZM111 42H113V44L111 43ZM192 43L191 45H188L189 43ZM198 44H197V43ZM217 42V43H216ZM230 42V43H229ZM27 43H30V45L29 44H27ZM80 43H81V41H80ZM97 43V44H96ZM184 43H187V45L191 48V51H195L196 49H198L197 51L199 52L200 50V55H202L203 57L205 56L204 55V52H205V54L208 56V54H209V56L207 57V56H205L206 58L204 59V61H206L205 63H207V60L209 61L208 62V64L210 65L211 64V66H210V69L212 70H210L209 71V69L207 70V69H204V71L202 70V73H201V71H199L200 73H201V75H200V73H197L198 72V70L196 71V72H194V73H197V75H196V77H200V79H199V82H201V85H199V84H197V86H196V84H194L195 82H198V80H197V78L195 77V79H196V81H195V79H194V81L192 80L193 78H192V76L194 77V73L192 72V71H190V72H192L193 74H192V76L190 77L189 75L191 74L190 72V74L188 73V69L187 68H185L184 67V64H183V62H180V60L183 58V53H182V50L184 49L183 47H186V48H188L189 50H190V48L189 47H187L186 46V44H184ZM208 43V44H207ZM209 43H211L210 45H212V46H210L209 45ZM214 43H215V45H214ZM225 43V44H224ZM236 44V45H238V48L240 49V52H242V54H237L238 52H237V47L235 48V45L233 46L234 48H232V45L231 44ZM254 43H255V45L256 46H254ZM41 44V45H40ZM82 44V43H81ZM100 44V45H99ZM108 44V45H107ZM180 44H183V45H185V46H183L182 47V45L180 46ZM197 44V45H196ZM219 45V46H217V45ZM226 44H227V46H226ZM247 44V45H246ZM209 45V46H208ZM224 45V46H223ZM229 45V46H228ZM20 46V47H19ZM182 47L183 49L181 50V49H177L178 47ZM191 46H193V47H191ZM206 46H208V47H206ZM254 46V47H253ZM40 47V48H39ZM107 47V48H106ZM177 47V48H176ZM197 47V48H196ZM213 47H217V48H214V50L215 49H217V50H215V51H213V49H211V48ZM229 47V48H228ZM247 47V48H246ZM17 48V49H16ZM24 48V49H23ZM96 48H98V49H96ZM101 48V49H100ZM172 48V49H171ZM174 48H176V49H174ZM194 50H193V49ZM228 48V49H227ZM231 48V49H230ZM244 48V49H243ZM23 49V50H22ZM100 49V50H99ZM161 49V48H160ZM200 49V50H199ZM205 51H204V50ZM233 49V50H232ZM16 50V51H15ZM87 50L88 51H90L91 52V50H90V48L88 49V46H87ZM164 50V49H163ZM162 50V52H164ZM179 50H180V52H179ZM233 52H232V51ZM235 50H236V52H235ZM252 50V51H251ZM99 51V52H98ZM102 51V52H101ZM160 51V50H159ZM176 52V51H178V53H179V55H178V53L176 52V53H171V52ZM202 51H204V52H202ZM214 53H213V52ZM251 51V52H250ZM208 52H210V53H208ZM217 52V53H216ZM46 53H47V55H48V51H46ZM100 53V54H99ZM182 55H181V54ZM194 53V52H193ZM192 53V56L194 57H196L197 56V54L199 55V53H197L196 52V54L194 55ZM236 55H235V54ZM248 53V55H247V53H245V55H246V57H248V58H251L252 56H250L251 54H249ZM258 53V54H257ZM260 53V54H259ZM103 55L102 57L100 56V55ZM127 54V53H126ZM169 54V57L167 56ZM172 54V55H171ZM174 54H176L177 55V58H178V60H179V58H180V60L178 61V63L176 62V58H175V56L176 55H174ZM212 54V55H211ZM216 54V55H215ZM4 55V54H3ZM121 55H122V57H121ZM174 55V57L172 58L173 59V61H172V63L170 64V62L169 61H165L166 60V57H168V58H170V57H172ZM235 55V56H234ZM257 55V56H256ZM49 56V55H48ZM117 56V55H116ZM179 56H181V57H179ZM211 56V57H210ZM225 56V57H224ZM228 56V57H227ZM130 57V58H129ZM226 57L228 58V59H226ZM236 58V62H235V59H233V58ZM238 57H241V56H238ZM245 57V56H244ZM245 57V58H246ZM101 58V59H100ZM103 58V59H102ZM164 58V59H163ZM175 58V59H174ZM210 58V59H209ZM216 58V59H215ZM220 58H222L221 59V61H219L220 60ZM223 58H224V60H223ZM99 59V60H98ZM117 59V60H116ZM120 59V60H119ZM130 59V60H129ZM238 59V60H237ZM244 59V58H243ZM252 59V58H251ZM260 59V60H259ZM101 60H103V62L101 61ZM119 60V61H118ZM214 60V61H213ZM105 61V62H104ZM119 62V63H117V62ZM121 61V62H120ZM238 61V62H237ZM100 62V63H99ZM108 63V66H107V63ZM163 62H166V67L165 68H163L165 65H163L162 63ZM242 62H243V64H242ZM242 62L240 63V65L238 66L239 67V70L241 69L240 68V66H242V69L241 70H243V68H245L244 67V65L246 64V62H244L243 60H242ZM247 62H249L248 60H247ZM257 62V63H256ZM104 63V64H103ZM106 63V64H105ZM121 63V64H120ZM128 65H127V64ZM132 63V62H131ZM177 63V65H179V66H177V65H175ZM180 63H182L183 64V67H182V65L180 64ZM213 63V64H212ZM219 63H221L220 65H219ZM227 63V64H226ZM237 63V64H236ZM259 63V64H258ZM159 64H161V65H163V66H159ZM167 64H168V67H167ZM169 64H170V66L172 67V68H170L169 67ZM250 64V65H249ZM247 63V65H245L246 66V68L247 69H249V70H247L246 68V72L247 71H249V73L248 74H250V70H251V66L253 65V64H251V63ZM105 65V66H104ZM159 67H158V66ZM223 65V66H224ZM249 65V66H248ZM259 65V66H258ZM114 66H115V68H114ZM156 66H157V68H156ZM181 66V67H180ZM207 66V65H206ZM226 66L224 67V68H226ZM236 66V67H237ZM248 66V67H247ZM130 67V66H129ZM149 67V68H148ZM153 67H154V69H153ZM250 67V68H249ZM260 67H263V68H260ZM152 68V69H151ZM156 68V69H155ZM164 70H163V69ZM170 68V69H169ZM182 68V69H181ZM97 69V70H96ZM109 69V70H108ZM161 71H160V70ZM185 69H187V70H185ZM122 70V71H121ZM158 70H159V72H158ZM164 71V72H167V71ZM177 70V71H176ZM182 70H184V71H182ZM241 70H240V72H241ZM187 71V72H186ZM205 71H207V74L209 73L210 74V76H208V78H210V80H209V82L211 83V81L213 80V77L212 76H214V80H219V81H212L213 82V84H215L216 85V87H215V85H214V88L215 89H217V90H215L213 87V89L214 90H212V89H208L209 87H211L212 85V83L210 84L211 86H209V84H207V82H205V83H202L203 81H201V78L203 79H205V77L207 76V75H205V77H202L204 74H206L205 73ZM209 71V72H208ZM244 71V70H243ZM99 72V71H98ZM101 72H103V73H101ZM117 72V73H116ZM175 72H176V75H175ZM181 72V73H180ZM245 71H244V74H247ZM204 73V74H203ZM242 73V72H241ZM24 74V75H23ZM185 74H187V77H185L184 75ZM200 76H199V75ZM203 74V75H202ZM247 74V75H248ZM262 74V75H261ZM184 76V78H187V79H184L183 78V76ZM114 76V77H113ZM173 76H176L177 77V79H176V77H174V78H171V77H173ZM0 77V78H1ZM23 77V78H22ZM125 75L123 76L122 75V81H123V86H125V83H124V80H126L125 79ZM244 77H246V76H244ZM248 77H249V75H248ZM190 78H192L190 81H191V83L190 84H188V82H189V79ZM207 78V77H206ZM212 78V79H211ZM112 79V80H111ZM259 80V82H260V79H261V81L262 82H258V80ZM188 80V81H187ZM208 80H205V81H208ZM26 81V82H25ZM110 81V82H109ZM113 81V82H112ZM121 81V82H122ZM158 81V80H157ZM187 81V82H186ZM222 81H223V79H222ZM227 82H228V79L226 80ZM2 82V83H1ZM198 82V83H199ZM215 82V83H214ZM225 78H224V81H223V84H227V82H225ZM244 82V83H243ZM258 82V83H257ZM171 83V84H170ZM172 83H173V85H172ZM174 83H176V85L174 84ZM180 83V84H181ZM240 83V84H239ZM257 83V84H256ZM262 83H263V86H262ZM29 84V83H28ZM179 84V85H180ZM186 84H188V85H186ZM191 84H193V86L191 85ZM205 84V85H204ZM207 84V85H206ZM237 84H239V85H237ZM243 85V87H242V85ZM23 85V86H24ZM173 88H175L176 87V89L179 91V93H181V94H179L178 93V91L176 90V89H172V87ZM175 85V86H174ZM196 86V88L199 90V92H200V90H202V92H198L197 90H195L196 88H195V86ZM203 85H204V87L205 86H207V87H205V88H203ZM258 85V86H257ZM259 85H261V87H259ZM97 86V87H96ZM192 86V87H191ZM218 86V87H217ZM224 86V85H223ZM255 86V87H254ZM258 88H261V89H259V91L257 90V87ZM147 87V88H146ZM228 87V88H227ZM114 88V89H113ZM149 88V90H147ZM195 88V89H194ZM242 88H243V90H242ZM166 89V90H165ZM193 89H194V92H192L193 91ZM204 89V90H203ZM206 89V90H205ZM209 91H211L209 94H208V90ZM229 89V90H230ZM253 89H256L258 92V96L256 95L257 93H256V90L254 91ZM229 90H226V93H227V95H228V97L231 95V93L233 92V90L231 89L230 91ZM244 90H245V92H244ZM253 90V91H252ZM40 91V89H38V92ZM142 91H143V94H144V96H143V94H142ZM146 91V92H145ZM178 93H176V92ZM196 91V92H195ZM204 91V92H203ZM205 91H207V92H205ZM213 91V92H212ZM232 91V92H231ZM251 92V95H248V94H250V92ZM263 91V90H262ZM115 92V91H114ZM123 92L124 93H126L127 92V90L125 89V90H123ZM153 92H155V91H153ZM168 92V93H167ZM172 92V93H171ZM198 92V93H197ZM229 92H231V93H229ZM235 92V93H236ZM40 93H41V91H40ZM91 93V94H90ZM176 93V94H175ZM247 95H246V94ZM185 94V93H184ZM197 94V95H196ZM203 94H205V95H203ZM230 94V95H229ZM237 94V93H236ZM253 94H255L257 97V99L255 98V96L253 95ZM141 95V96H140ZM156 95H154V97L156 96ZM177 95H179V97L181 98V99H179V97H177ZM186 95V96H187ZM203 95V96H202ZM232 95L234 96V92L232 93ZM88 96V97H87ZM119 96V95H118ZM150 96V97H149ZM161 96V95H160ZM205 96V97H206ZM215 96V95H214ZM233 96H231L232 98H234ZM115 97H116V95H115ZM138 97V96H137ZM145 97V98H144ZM161 97V98H162ZM177 97V98H176ZM194 97V98H193ZM199 97V98H198ZM204 98V100H203V98ZM211 97H213V96H210L209 97V99L211 98ZM216 97V96H215ZM251 97V98H250ZM80 98V99H79ZM85 100H84V99ZM117 98V97H116ZM159 98V99H158ZM183 98V99H182ZM195 98H197V100L195 99ZM236 98V97H235ZM234 98V99H235ZM83 99V100H82ZM135 99H137V98H133V100H135ZM167 99V100H166ZM174 99V100H173ZM195 99V100H194ZM213 99V98H212ZM229 100H230V104L232 103L231 102V100L233 101V104H235V101L237 100V98L235 99V100H233V99H230V98H228ZM82 100V101H81ZM149 100H151V101H149ZM158 100V101H157ZM161 100V101H160ZM176 100V101H175ZM178 100V101H177ZM194 100V101H193ZM253 100H255V101H253ZM260 100V99H259ZM76 101H78V102H76ZM97 101H98V103H97ZM114 101V102H113ZM154 101V102H153ZM166 101H168V102H166ZM201 101V102H200ZM83 102H88L87 103V109L85 110V111H83L82 112V104L81 103ZM110 102V103H109ZM159 102H161V103H159ZM174 102V103H173ZM177 104H176V103ZM179 102V103H178ZM239 102V101H238ZM242 102H243V104H245L244 103V101H241V102H239L240 104H242ZM254 102H256V104H254ZM108 105H107V104ZM78 104V105H77ZM151 104H153V105H151ZM156 104V105H155ZM159 104V105H158ZM173 104V105H172ZM179 104V105H178ZM185 104H187V103H185ZM190 104H192V103H190ZM190 104H188V105H190ZM193 104H195L196 106L198 105V104H196V103H193ZM193 104H192V106H193ZM203 104V103H202ZM202 104L201 105H199L198 106V108L196 107V106H194V110L192 109L191 111H193V112H195L196 111V108H197V111H198V113H201V112H199V110L201 109V108H203L204 106H202ZM232 104V106L233 107H229V108H231V110L230 111H232V112H230L229 110L227 111V118L225 119V121L227 122H225V124H226V126H225V128L223 129V130H221L220 132H224L225 133V135H226V133H230V130L228 131L227 129H228V126L230 125H233L234 123L233 122H236L235 120L238 118V117H235L234 115H233V112H234V110H237L236 109V105H233ZM236 104H237V102H236ZM159 107H158V106ZM170 105V107H171V105H172V107L173 106H175V107H173V109H174V111L172 112V107H171V109H169V106ZM239 105V104H238ZM106 106V107H105ZM109 106H111V107H109ZM179 106H181V108L179 107ZM235 106V107H234ZM48 107V108H47ZM105 107V108H104ZM168 107V108H167ZM189 107V106H188ZM190 107V108H191ZM196 107V108H195ZM199 107H201L200 109H199ZM101 108V109H100ZM107 108V109H106ZM155 108V109H154ZM235 108V109H234ZM167 109H168V112H167ZM199 109V110H198ZM153 110V111H152ZM45 111H50V112H45ZM202 111V110H201ZM14 112H15V110H14ZM39 112H40V114H38V115H42L43 117H47V118H49V117H51L52 115H54V114H57V115H59V112H57V111H54L53 113L54 114H52V112H51V108L49 107V105H48V103L46 102V100L45 101H40V110H39ZM57 112V113H56ZM65 112H67V111H65ZM89 112V113H88ZM231 113V114H229V113ZM12 113V114H11ZM50 113V114H49ZM164 113L166 114V115H164ZM198 113H196L195 112V114L197 115ZM234 113H236V112H234ZM61 114H63V112L61 113ZM64 114H66V113H64ZM64 114H63V116H64ZM68 114V113H67ZM66 114V119H67V122L69 123L70 121H72L73 120V118H71V116H69V115H67ZM159 114H161V116L159 115ZM194 114V113H193ZM192 114V116H194ZM57 115H55V117L57 116ZM200 115V114H199ZM9 116V117H8ZM13 116V115H12ZM162 116L165 118H162ZM230 116V117H229ZM58 117V116H57ZM236 119H235V118ZM17 118V120L15 121V123L17 124V122L19 121V119H18V117H16ZM75 118H74V120H75ZM169 118H167V119H169ZM231 118V119H230ZM235 120H234V119ZM66 119H63L61 122H63L64 121V124H65V120ZM91 119V120H90ZM233 119V120H232ZM77 120V119H76ZM88 120H90V121H88ZM125 120V119H124ZM123 120V121H124ZM160 120V121H159ZM163 120V121H162ZM230 120V121H229ZM121 121L120 122V126H121V128L122 129H125V132H126V130H127V133L129 134V133H131V126H130V124L129 123H127V121ZM164 121L166 122V123H164ZM232 121V122H231ZM67 122H66V124H67ZM155 122V123H154ZM231 122V123H230ZM106 123V124H107ZM230 123V124H229ZM233 123V124H232ZM165 126V127H164ZM216 126L218 127V128H216ZM229 126V127H230ZM226 127H227V129H226ZM72 128V127H71ZM70 128V129H71ZM86 128V127H85ZM152 128V129H151ZM158 130V131H156V129ZM163 128V129H162ZM214 128H215V131H214ZM18 129V130H17ZM65 129H67V128H65ZM150 129H151V131L152 132H154V134H153V136H152V134H151V131H150ZM220 130L219 129V126H218V124H215V126L212 128V131H211V134H210V136H209V140H210V138H211V140H213V141H216V140H219V137L221 136V134H220V132L219 131H217V130ZM226 129V130H225ZM16 130L18 131V132H15V133H8V135H5V136H3V137H1L0 138V203H1V209H2V213H3V215L5 214V216H4V221H5V224H7V227H8V229L10 230V228L12 229V225H13V223L15 222V221H18V217H16V215H17V212L20 210V206L21 205H24L23 203H26L25 205H24V207L23 206H21V207H23L24 208V210H25V207H26V210L27 211H33V206H35L36 205V203L35 202H37V198L36 199H34V200H32L31 198H29L28 196H29V193H28V189H27V187H26V179L24 178V177H22V174H21V168H22V164H21V162L23 163L24 161H25V157H24V159H23V154H24V152L25 151H23L24 150V146H23V142H22V140H23V134L22 133H20L21 131L19 130V128L18 127H16ZM82 130V131H81ZM169 130V131H168ZM225 130V131H224ZM109 131H111V129L109 128ZM130 131V132H129ZM112 133H110V132H107L108 133V135L112 138L111 139V144H112V146H110V151H111V153L113 154L114 152H115V150H114V148L116 149V151H117V149H119V148H116L117 146V144L115 145V138H113V136H111V135H114V137L116 136V132H114V128L112 129V131H111ZM174 132H176V133H174ZM220 134H218V133ZM183 133H185L184 134V136L186 135L187 136V138L188 139H185L186 137H184L183 136ZM216 133V134H215ZM223 133V134H224ZM132 134V133H131ZM207 134V133H206ZM171 135V136H170ZM217 135V136H216ZM224 135V136H225ZM75 136V137H74ZM213 138H212V137ZM227 136H230V134L228 135L227 134ZM83 137V138H82ZM172 137V138H171ZM173 137H175V139L173 138ZM183 137H184V139H183ZM204 137H205V133H204ZM77 138V139H76ZM120 138H122V136L120 137ZM180 138V139H179ZM207 138V137H206ZM230 139H228V141H229V143L230 142H232V141H230V140H233V139H231V137H229ZM149 139V140H148ZM174 139V140H173ZM225 139H227V137L225 138ZM169 140V141H168ZM175 140H177V141H175ZM82 141H83V144H82V146H81V143H82ZM117 141V140H116ZM145 141L147 142V143H145ZM152 144V145H150V146H145L144 144H148L149 142ZM174 141V142H173ZM193 141H194V138H193ZM227 140H226V144H228L227 142H228ZM234 141V140H233ZM189 142H190V145H189ZM196 142V141H195ZM165 143V144H164ZM182 143L185 145H182ZM234 143V142H233ZM110 144V145H111ZM164 144V145H163ZM187 144V145H186ZM231 144L232 143H230V146H231ZM115 145V146H114ZM196 145H197V143H196ZM80 146V147H79ZM135 146H136V148H135ZM140 146V147H139ZM229 146V147H230ZM113 147V148H112ZM150 147V148H149ZM185 147V148H184ZM195 147H197V146H195ZM23 148V149H22ZM142 148V149H141ZM113 149V150H112ZM136 149V150H135ZM141 149V150H140ZM144 149V151H142ZM177 149H179L180 150V148H177ZM187 149V148H186ZM196 149V148H195ZM195 149H193L194 150V152H193V150H192V152L193 153H195L197 150H200V149H198L197 148V150H195ZM230 149H231V147H230ZM82 150V149H81ZM138 150V151H137ZM178 150V152H180ZM215 150V151H214ZM220 150V152L218 151V149H210V152H212V154L214 153V159H212L213 161H215L216 163L218 162V163H221V160H222V157H220V153L222 152V150L221 149H219ZM114 151V152H113ZM184 151V156H186V155H188V154H191V153H189L188 152V150H183ZM142 152H145V153H142ZM209 152V151H208ZM218 154V156H217V154ZM225 152H226V150H225ZM227 152H228V150H227ZM229 152H231V151H229ZM26 153V152H25ZM181 152L180 153H177L176 155L177 156H180V155H178V154H182ZM199 155H198V154ZM197 153H196V155H197V157L195 158V159H200V155H201V151H197ZM203 153V152H202ZM37 154H40L39 153V151H38V153ZM103 155H101L100 157L101 158H99V156H97L98 157V161H99V159H101V161H102V163H101V161H99L101 164H104V163H106V160L108 161V171L109 172H107L108 173V175H109V173H111V172H113V171H111L110 172V170L111 169H114L113 168V161H112V159L109 157H107L104 153H102ZM110 154V153H109ZM186 154V155H185ZM205 155H206V153H204ZM26 155V154H25ZM151 155V154H150ZM149 154H148V156H150ZM193 155V154H192ZM195 155V154H194ZM211 155V154H210ZM154 157H152L153 158V160H154ZM169 157V158H168ZM183 157V156H182ZM182 157H178L179 158V160H178V158L177 157H175L173 160H174V162L175 163H178L179 165L181 164V163H179V162H182V160H184V159H182L181 160V158ZM209 157V156H208ZM135 158V160H136V157H134ZM151 160H152V158L151 157H149ZM202 158H204V156L202 157ZM206 158H207V156H206ZM177 159V160H176ZM46 160H48V159H46ZM81 160V161H80ZM80 160H77L76 162H75V164H74V167L77 169V171H79L80 173H83V172H85V169L87 168V163H86V161H82V159H80ZM138 160V159H137ZM150 160V161H151ZM209 160H210V158H209ZM105 161V162H104ZM158 161V162H159ZM164 161H166V162H164ZM168 161V162H167ZM46 162H48V161H46ZM222 163H224V160H222ZM84 164H86L85 165V167L86 168H84ZM161 164V163H160ZM210 164V163H209ZM209 164L208 165H206L207 166V168H208V166H209ZM20 165V166H19ZM48 165V163L46 164V166ZM115 165V164H114ZM166 165V166H165ZM197 165V164H196ZM44 166V168L46 169V170H48L49 172H52L53 173V167L51 168L50 166ZM152 166H155V169H152ZM158 166H160V167H158ZM199 166H200V164H199ZM206 166L205 165H202L201 166V168L203 169V170H206ZM21 167V168H20ZM162 167V168H161ZM193 167H195L196 168V166L195 165H193ZM198 167V166H197ZM203 167H205V169L203 168ZM210 167H212L211 165L209 166V168L206 170V172L207 173H205V171H204V173H202L201 174V170H200V168H199V172H198V168H197V170L195 171V172H197V173H194L196 176H197V174H201L200 176H201V180H204L205 182L207 181V180H205V179H203V177L205 178L207 175L209 176V175H211L212 176V178H211V180H214V179H216V180H218V179H221L222 178V176L220 177V175L218 176V174H219V171H221L222 169L225 171V172H229L230 171V169H229V167L231 168V166H230V164H227L226 162L223 164V165H221V170H219L218 168V166H214L213 165V169H211ZM217 169H216V168ZM84 168V169H83ZM216 170H215V169ZM165 169H167V168H165ZM189 169H193L192 168V166H191V168H189ZM227 169H228V171H227ZM162 170H164V171H162ZM193 170H195V169H193ZM154 172L153 174H151V173H149L148 174V172ZM192 171V170H191ZM213 171H216V172H214L213 173ZM218 171V172H217ZM144 174H146L144 177L142 176V174L143 173ZM146 172V173H145ZM194 172V171H193ZM135 174V175H134ZM149 176H148V175ZM151 174V175H150ZM160 174V175H159ZM164 174V175H163ZM175 174H177V172L175 173ZM193 174V175H194ZM107 175V176H108ZM153 175V176H152ZM163 175V176H162ZM194 175V176H195ZM205 175V176H204ZM232 175V174H231ZM147 176V177H146ZM165 176H166V178H165ZM175 176V175H174ZM228 176V175H227ZM51 177H53V176H51ZM133 177H132V180H133ZM161 177H162V179H161ZM177 180H178V182L179 183H183L182 182V180L180 179L181 178V175L180 174H177ZM198 177V176H197ZM220 177V178H219ZM224 177H226V176H224L223 175V178ZM155 178H157V179H155ZM160 180H159V179ZM164 178V179H163ZM192 178H193V176H192ZM194 178L196 179V181L194 180ZM193 178V180H192V182L194 181V182H199V177L198 178H196V177H194ZM227 178V177H226ZM231 178V177H230ZM54 179H56L55 177H53L52 178V180L50 181V182H54ZM198 179V180H197ZM206 179H208L209 180V177H206ZM190 180H191V178L188 180V181H186V184L185 185H187V186H189V188L188 189H193L192 187L195 185L194 183H193V185L191 184L192 182H190ZM200 180V181H201ZM210 180V181H211ZM223 180V179H222ZM219 181V180H218ZM217 181V182H218ZM48 182L49 181H47V180H44V181H42V184H40L42 187L40 188V190H39V194L41 193L42 194V192L41 191H44V189H45V187L47 186V184H48ZM156 182V181H155ZM188 182V183H187ZM208 182V181H207ZM41 183V182H40ZM228 184V183H227ZM227 184H225L226 186H228V187H231V186H233L232 184H231V182H229V185H227ZM110 185H112L111 184V182H108L104 187H103V190L104 191H109L110 189H111V187L112 186H110ZM183 185H184V183H183ZM184 185V186H185ZM222 184H217V186L215 185L213 188H214V190H219V192H220V194H219V192L218 191H216V195L218 194L220 197H219V199H218V195H217V197H216V195H214L215 197H214V199H215V201H213V203L210 201L209 203H207L208 204V208L206 209V211H209V213H210V211H211V209H212V204H214V202H215V207H217V206H219L218 208L220 209V208H223L222 206H223V202H222V197H225V193H226V198H224V199H226L227 200V198H228V202L229 201H232V197L234 196L233 195V190L232 191H230L231 189L230 188H228V190H226L225 191V188H227V187H225L224 185V189H222V191H221V189H220V186H221ZM132 187L134 186L133 184L131 185ZM223 186H222V188H223ZM131 187V188H132ZM166 187V188H165ZM183 186L181 185V188H182ZM217 187V188H216ZM219 187V188H218ZM195 188V187H194ZM232 188V187H231ZM42 189V190H41ZM109 189V190H108ZM132 189H134V188H132ZM191 189H190V191H191ZM167 190V191H166ZM162 191H164V192H162ZM175 191L176 190H172L171 192H173V193H171V194H173V196L171 195V197L172 198H174V206L176 205L178 208H179V206L181 205L178 201L180 200V202L182 203V207H183V201L181 200V198H180V196H179V194L181 195L182 193H181V191H182V189H181V191L180 190H178L177 189V192H178V194H177V192H176V195H175ZM183 192V191H182ZM189 192V191H188ZM215 192V191H214ZM218 192V193H217ZM222 192H225V193H222ZM228 192H231V193H228ZM258 192H256V194H257ZM258 194H260V193H258ZM222 196V197H221ZM178 197V198H177ZM177 198V199H176ZM180 198V199H179ZM221 198V199H220ZM27 199V200H26ZM176 200H178V201H176ZM216 200H217V202L219 201V203L218 204H216ZM244 200V198L241 200V207H243V206H245V202L243 201ZM8 201L9 202V205L7 206L6 205V207H5V203ZM11 201V202H10ZM31 201V202H30ZM224 202H225V200H223ZM14 202H17L18 203V205H20V206H17L16 204L17 203H14ZM180 204H178V203ZM21 203V204H20ZM163 202H161L160 203V205L161 206H159V208H161V207H163V205L164 204H162ZM175 203H177V204H175ZM212 203V204H211ZM230 204H224L225 206L227 205L228 207H229V205H231V203L232 202H229ZM35 204V205H34ZM11 205V206H10ZM13 205V206H12ZM159 204H157V205H155V207H157ZM210 205H212L211 206V208H210ZM164 206H166V204L164 205ZM224 206V207H225ZM28 207V208H27ZM181 206H180V209L178 210V211H180L181 210V208H182ZM214 207V206H213ZM228 207H227V209H228ZM32 208V209H31ZM185 208V207H184ZM184 208H182L183 210H181V212L182 213H184ZM218 208H216L214 211H216L217 212V210H218ZM6 209V210H5ZM186 209V208H185ZM226 209V207L224 208V210H222L221 209V212H220V210H218V216L219 217H221L222 218V220H224V218H226L227 217V213L230 215V213H229V210H227ZM227 211V212H223V211ZM197 213V215L199 214L198 213V211H194V214H196ZM209 213H205L204 214V216H203V219H202V221L199 223L200 224V231H199V225L198 224H195L196 225V229H197V231L198 232H203L204 231V233H202L203 235H201V236H198V238L199 237H201V238H199V241L201 242V246L202 247H204V248H202V250H203V254H204V256H203V263L204 264H216V250H217V248H215V245H216V243H217V241H215L217 238H213L214 236H218V233H216V232H218V231H216L215 232V230H217V229H215L216 227H215V221L212 219V217H210L209 216ZM220 214H223L222 216H220ZM188 215V214H187ZM189 215H191V214H189ZM196 215V216H197ZM229 215H228V217H229ZM226 216V217H225ZM224 217V218H223ZM232 217V216H231ZM194 218H195V215H191L189 218H187L189 221H191V222H194ZM209 218H211V219H209ZM192 219V220H191ZM23 220V219H22ZM211 220H212V222H214L211 226H212V228L214 227V230H212V231H214L213 232V236H211V233H210V230H209V227L208 226H206L207 225V223H210L211 224ZM227 220V219H226ZM207 221V222H206ZM229 221V220H228ZM202 222H204V223H202ZM195 223V222H194ZM197 223V222H196ZM206 223V224H205ZM209 225V224H208ZM214 225V226H213ZM202 229V230H201ZM23 232H24V230H23ZM198 235H199V233H198ZM209 242V243H208ZM214 242H215V245H214ZM244 243H245V241H244ZM212 245V247H211V245ZM245 245V244H244ZM217 247H218V245H217ZM210 248H212V249H216V250H212V249H210ZM211 251H215V252H211ZM215 257V258H214Z\"/></svg>", "mask_w": 264, "mask_h": 264}]
</instances>
